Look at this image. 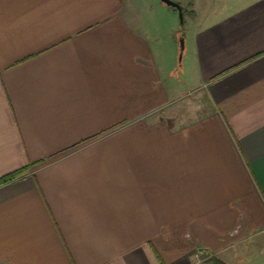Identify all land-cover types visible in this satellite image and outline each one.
I'll list each match as a JSON object with an SVG mask.
<instances>
[{"label": "crops", "instance_id": "0c3cea01", "mask_svg": "<svg viewBox=\"0 0 264 264\" xmlns=\"http://www.w3.org/2000/svg\"><path fill=\"white\" fill-rule=\"evenodd\" d=\"M180 1L178 70L128 0H0V264H264V0Z\"/></svg>", "mask_w": 264, "mask_h": 264}, {"label": "rangeland", "instance_id": "374dc122", "mask_svg": "<svg viewBox=\"0 0 264 264\" xmlns=\"http://www.w3.org/2000/svg\"><path fill=\"white\" fill-rule=\"evenodd\" d=\"M182 3L180 0H175ZM183 1V0H182ZM130 9H134L143 18L144 24L153 25L157 31V35L160 36L162 40V46L167 47L168 40V28H176L177 33L175 34V45H176V62L179 61V45L177 42V37L182 31H186L191 25V20L189 15L185 14V23L183 26L180 25L179 13L177 9L168 6L161 0H128ZM183 4V3H182ZM138 26V25H137ZM187 32V31H186ZM166 50V48H163ZM183 61V59H182ZM174 79H178L175 77ZM175 80V81H176ZM239 261L237 264H241Z\"/></svg>", "mask_w": 264, "mask_h": 264}, {"label": "water", "instance_id": "95a60500", "mask_svg": "<svg viewBox=\"0 0 264 264\" xmlns=\"http://www.w3.org/2000/svg\"><path fill=\"white\" fill-rule=\"evenodd\" d=\"M163 3L167 4L168 6H171L175 9H177L179 13V19H180V25L183 26L185 23V13H184V5L178 1L175 0H161ZM186 37L187 32L182 31L180 35L178 36V45H179V61H182L185 48H186Z\"/></svg>", "mask_w": 264, "mask_h": 264}, {"label": "trees", "instance_id": "16d2710c", "mask_svg": "<svg viewBox=\"0 0 264 264\" xmlns=\"http://www.w3.org/2000/svg\"><path fill=\"white\" fill-rule=\"evenodd\" d=\"M184 13H185V7H184ZM182 63L183 61H179V65H178V70L182 67ZM25 171H27V168H21V169H17L15 171H12L10 173H7L6 175H3L0 177V185L12 181L15 178H17L18 176L22 175ZM216 261L219 264H226L223 260L216 258Z\"/></svg>", "mask_w": 264, "mask_h": 264}]
</instances>
